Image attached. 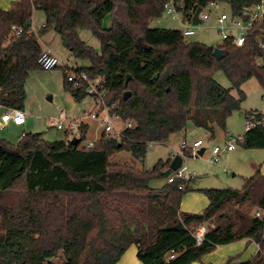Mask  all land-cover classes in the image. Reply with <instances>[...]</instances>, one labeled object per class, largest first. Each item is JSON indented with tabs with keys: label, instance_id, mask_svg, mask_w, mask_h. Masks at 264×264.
I'll use <instances>...</instances> for the list:
<instances>
[{
	"label": "trees",
	"instance_id": "16d2710c",
	"mask_svg": "<svg viewBox=\"0 0 264 264\" xmlns=\"http://www.w3.org/2000/svg\"><path fill=\"white\" fill-rule=\"evenodd\" d=\"M173 1L183 21L191 24L197 10L212 3H226L231 15L239 16L262 0ZM169 2L20 0L9 11L0 10V106L24 111L26 82L31 73L43 70L40 37L54 31L76 60L88 64L64 68L65 81L70 72L103 78L108 101L119 103L123 118L135 123L121 140L102 135L92 146H83L87 125L79 127L78 144L70 140L72 132L56 141L29 133L16 145L0 138V264H118L132 246L142 264H203L218 247L244 240L259 245L257 255L245 263L229 259L225 264H264L260 170L244 180L242 190H201L209 200L202 212H180L161 228L169 222L170 210L178 209L194 189L168 183L164 173L171 159L151 170L110 161L128 152L144 162L150 146L167 142L189 125L213 137L241 108L246 100L242 87L251 79L260 84L264 102L259 33H252L241 48L224 42L218 60L214 47L187 42L179 30L150 27ZM37 10L44 14L45 26L32 32L26 24ZM108 16L109 29L104 26ZM13 26L23 34L13 33ZM83 31L99 41V50L82 40ZM218 71L231 82L230 89L214 79ZM65 87L77 101L87 97L68 82ZM126 92L131 97L124 100ZM250 116L259 121L262 113L247 112V121ZM238 143L245 150H264V126L246 131ZM156 181L165 184L155 188ZM201 227L206 234L198 244Z\"/></svg>",
	"mask_w": 264,
	"mask_h": 264
},
{
	"label": "rangeland",
	"instance_id": "374dc122",
	"mask_svg": "<svg viewBox=\"0 0 264 264\" xmlns=\"http://www.w3.org/2000/svg\"><path fill=\"white\" fill-rule=\"evenodd\" d=\"M212 17L209 21L194 27L192 24L183 21V17L180 13L177 14V18L174 19L168 16L166 13L157 20H153L150 23L151 28H167L175 29L181 32L185 30L193 29L196 34L192 37H186L187 42H199L210 47L218 48L224 44V40L220 36L218 30L217 17H220L221 13H227L231 15L229 6L226 3L218 4L216 8H210ZM33 25L36 31L42 30L45 24L44 14L37 10L33 15ZM105 28L109 29L112 26L111 17L108 16L104 22ZM82 40L87 43L90 47L97 50L100 49L99 41L89 31H83L80 33ZM40 42L44 49H50L56 54L62 61L69 64L73 69L86 67V62L76 60L68 50L63 46L59 36L54 31H49L41 36ZM63 68H58L52 71L40 70L30 74L26 82L27 99L25 102L24 112L27 116V125L23 128H17L12 123L8 128L2 127L0 129V138L12 145L18 144V142L26 134H42L44 140L56 141L63 140L67 136V131H58L55 127H52V122L64 121L65 119L73 120L79 119L83 116L85 111H88L92 107V101L90 98L85 97L81 101H77L71 91H67L65 88V79ZM214 79L222 87L230 89L232 87L231 82L225 76L222 71H218L214 75ZM242 91L246 95V100L242 103L241 108L235 111L226 121V128L224 130L218 129L215 137L206 136L205 147L206 152L198 159H189L187 165L192 172L199 175L201 174V168L203 166H215L221 172L219 175H224L226 178L225 182H221L215 186V189H235L242 190L245 179L253 176L255 173L251 171L254 159H261L264 161V150H244L238 143V138L245 134L246 130V114L250 111H264L263 102V90L256 79H251L245 83L242 87ZM236 98H239L237 91L233 92ZM51 98V100H49ZM92 126V122H89ZM228 131L230 135L235 139L236 150L233 153H222L220 155V161L216 164L213 162L212 150L215 146H224L227 143L225 139V132ZM25 132V134H24ZM202 131L194 129L188 134V143H192L199 138L204 137ZM24 134V135H23ZM101 130L95 132V127L90 129L83 146L89 145L97 136L99 137ZM81 133L79 130H75L69 135L70 140L74 138H80ZM20 138V139H19ZM183 140V139H182ZM169 140L161 144H153L150 146L146 159L144 162L136 161L132 155L128 152H121L114 155L111 158L112 163H120L130 166H135L140 170H151L153 169L160 160L165 159L166 156L171 152V146L176 145L179 147L181 141ZM174 143V144H172ZM243 153L248 155L246 158L237 157ZM222 156V157H221ZM228 156V161L224 163L225 158ZM215 163V164H214ZM246 166L247 171L242 174L237 173L238 176L234 179L233 171L231 167ZM252 172V173H251ZM250 174V175H248ZM200 176V175H199ZM230 178V179H229ZM227 179L230 182H227ZM162 181H156L152 185L156 186ZM195 184H200V177L191 187L194 190ZM57 260L56 262H59Z\"/></svg>",
	"mask_w": 264,
	"mask_h": 264
},
{
	"label": "built area",
	"instance_id": "2783aa9c",
	"mask_svg": "<svg viewBox=\"0 0 264 264\" xmlns=\"http://www.w3.org/2000/svg\"><path fill=\"white\" fill-rule=\"evenodd\" d=\"M18 1L20 0H17V2ZM217 5V3H212L207 8L202 9L199 15L201 24L211 19L212 12L209 11V9L216 8ZM165 13L174 19L178 17V12L173 0H170V2L166 5ZM217 22L220 36L224 42H230L239 48L245 46L247 38L252 33L258 32L260 35L259 47L263 51V57L258 61V65L264 68V28L260 27V25L264 22V0L243 11V13L239 16L221 13L220 17H217ZM44 26L45 25H43V27ZM12 31L16 35L23 34V29L17 28L16 26L12 27ZM32 32H36L34 27H32ZM195 34L196 32L193 29H187L183 32L184 37H192ZM39 62L45 71L70 67L69 64L62 61L49 51L44 52ZM65 82L72 84L74 91L85 93V95L91 99L93 104L91 109L85 111L83 116L79 119H65L60 122H52V127H55L58 131L65 130L73 133L75 130H79L80 126L86 125L88 122H94L99 125L102 130V134L105 137L121 140L123 138L124 131L135 127V123L133 121L125 120L123 118V108L119 105V103L108 101L109 92L105 88V80L103 78H92L87 73L70 72L67 75ZM261 113L262 117L259 121H256L254 116L249 117L246 122L247 131L256 126H264V111H261ZM1 123H13L16 126L21 127L26 125L27 116L22 110L7 109V113L2 117ZM234 142L235 139L229 136L227 138V143L223 147L218 145L215 146L212 150V161L218 162L222 153L234 151L236 149V144ZM92 145L93 144H90L88 146ZM201 149H204V141L202 139L194 141L193 143H188L184 140L181 143L180 151L176 153V155H180L182 157V166L177 171L171 173V175L167 178L168 183L173 184L180 182L179 189L183 191L196 183L199 176L189 169L187 162L191 158L198 159L201 157L199 155ZM256 216L261 217V213H257ZM205 234L206 229L201 227L196 234L198 244L203 242ZM259 250L260 247L258 245V252Z\"/></svg>",
	"mask_w": 264,
	"mask_h": 264
},
{
	"label": "crops",
	"instance_id": "0c3cea01",
	"mask_svg": "<svg viewBox=\"0 0 264 264\" xmlns=\"http://www.w3.org/2000/svg\"><path fill=\"white\" fill-rule=\"evenodd\" d=\"M16 2H17V0H0V10L9 11ZM32 27H34L33 21H32ZM34 29H36V28H34ZM44 50L45 51H49L53 55L58 57L49 48L48 49H44ZM26 93H27V91H26ZM6 113H7V109L2 107V106H0V129L2 127L8 128L11 125V123H6V124H2L1 123L2 117ZM26 125H27V123H26ZM26 125H24V126H26ZM86 125L88 126L87 135L89 134L90 129L92 127H95V132L98 131V130H101V128L99 127V125L97 123L92 122V126H90L89 122H88ZM14 126H16V125H14ZM24 126H21V127L16 126V127L17 128H23ZM194 129L202 131L203 132L202 135H205L204 137L199 138L197 140H201L202 139L203 141H205L204 138H206V136H208V135L211 136L208 132H206V131H204L202 129L196 128L193 125H189L188 128L183 133L174 134V135H172L170 137L169 140H179V139L182 140L183 139L181 141V143H182L184 140L188 139V134ZM216 131H215V134H216ZM24 134H25V132H24ZM102 135L103 134H102V130H101L100 136L99 137L95 136L96 138L91 143H89V145L90 144H94L97 141H99L100 138L102 137ZM229 136L232 137L230 135V133L228 131H226L225 132V139L227 140V138ZM214 137H215V135L212 138H214ZM181 143H180L179 147L176 146V145H172L171 148H170L171 152L166 156L165 159H162V160L163 161H168L169 159H171V161H172V159L175 157L176 153H178L180 151ZM172 144H174V143H172ZM204 147H205V142H204ZM235 150L231 151V152H225V153H233V152H235ZM205 152H206V149H204V154H205ZM212 156H213V152H212ZM247 156L248 155H244L243 153H241L237 157L246 158ZM260 158L261 159H254L253 160V165L251 167V171H253V173H256L257 170H260L261 173L264 175V161L261 163L262 155L260 156ZM219 161H220V157H219L218 162ZM227 161H228V156L225 158L224 163L227 162ZM218 162H215V163L217 164ZM200 168H201V174L199 173L200 176L198 175L200 177V184L199 185L195 184V188L198 187V190H194L192 192H188L184 196L180 207L178 209L170 210V212H169V222L166 225L162 226L161 228L169 227L172 224V222L176 219V216L180 212H184V213H200V212H202L209 205V200L205 196V194H203L200 191L201 190H206V189H215V187H217L215 185L226 181V179H225L226 177L224 175H219L218 174L221 171L217 167H215V166H203L202 165V167H200ZM231 168H233L232 171H233L234 174H233L232 178H234V179L238 176L237 173L241 172L243 174L244 171H247L246 166H241V168L240 167H231ZM248 175H250V174H248ZM229 179H227L228 183L230 182ZM164 184H165V182L162 181L160 184H158L156 186H153V187L161 188ZM257 253H258V245L256 243H254V242H249L247 240H244V241H239V242H236V243H233V244H230V245L218 247L213 253L205 256L202 259V263L203 264H225L229 259H236L237 263H245V262L250 261L252 258H254L257 255ZM137 255H138L137 247L136 246H132L125 253V255L122 257V259L120 260V262L118 264H142L140 262V260L138 259Z\"/></svg>",
	"mask_w": 264,
	"mask_h": 264
},
{
	"label": "water",
	"instance_id": "95a60500",
	"mask_svg": "<svg viewBox=\"0 0 264 264\" xmlns=\"http://www.w3.org/2000/svg\"><path fill=\"white\" fill-rule=\"evenodd\" d=\"M202 11V8H199L197 10V12L195 13L194 17H193V20H192V24L194 26H197L199 24H201V21L199 19V15ZM32 27V22H28L26 24V28H31ZM224 55V51L222 49H219V48H215L214 50V56L218 59V60H221L222 57ZM130 76H128L127 78V82L130 80ZM131 97V93L130 92H126L124 94V100H127ZM51 100V98L49 99ZM74 144H78L79 143V139L75 138L73 141H72ZM204 154V149H202L200 152H199V155L202 156ZM182 157L180 155H175V157L172 159L171 163H170V166H169V169L164 173V177L165 178H168L172 172L174 171H177L181 166H182ZM193 264H200V263H193Z\"/></svg>",
	"mask_w": 264,
	"mask_h": 264
}]
</instances>
